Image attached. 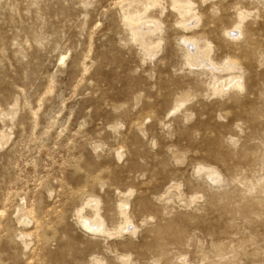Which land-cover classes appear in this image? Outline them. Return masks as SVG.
Returning <instances> with one entry per match:
<instances>
[{"label": "rangeland", "instance_id": "rangeland-1", "mask_svg": "<svg viewBox=\"0 0 264 264\" xmlns=\"http://www.w3.org/2000/svg\"><path fill=\"white\" fill-rule=\"evenodd\" d=\"M0 264H264V0H0Z\"/></svg>", "mask_w": 264, "mask_h": 264}, {"label": "bare ground", "instance_id": "bare-ground-1", "mask_svg": "<svg viewBox=\"0 0 264 264\" xmlns=\"http://www.w3.org/2000/svg\"><path fill=\"white\" fill-rule=\"evenodd\" d=\"M185 0H177V2H184ZM179 7V6H178ZM184 11V10H183ZM182 11V12H183ZM140 18L136 19L135 21L132 20L130 18L129 20V25L132 27V30L134 32V34L136 35V37L142 35L143 31H148V30H151L153 28V23L155 22H150L149 20L145 23H143L142 25H137L136 22L139 21ZM136 24V25H135ZM155 27V26H154ZM156 28V27H155ZM186 42V41H185ZM199 52L198 50L195 49V53L194 54L196 57L194 58L193 60V64L196 63V61L198 60V53ZM190 54V53H189ZM204 54V53H203ZM194 57V56H193ZM64 58H62L61 62H63ZM192 64V65H193ZM232 63L231 62H228L226 63L225 66H230L231 67ZM102 223H99V222H94V223H90L89 221H85L84 222V226L87 228V229H90V230H93V231H99L101 228H102Z\"/></svg>", "mask_w": 264, "mask_h": 264}]
</instances>
